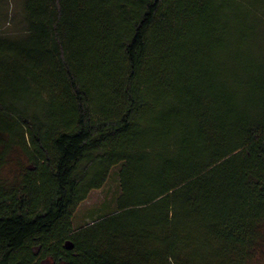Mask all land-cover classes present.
<instances>
[{
  "label": "trees",
  "instance_id": "16d2710c",
  "mask_svg": "<svg viewBox=\"0 0 264 264\" xmlns=\"http://www.w3.org/2000/svg\"><path fill=\"white\" fill-rule=\"evenodd\" d=\"M214 1L247 10L241 34L201 38ZM263 42L264 0H0V264H250ZM120 163L116 209L74 228Z\"/></svg>",
  "mask_w": 264,
  "mask_h": 264
},
{
  "label": "rangeland",
  "instance_id": "374dc122",
  "mask_svg": "<svg viewBox=\"0 0 264 264\" xmlns=\"http://www.w3.org/2000/svg\"><path fill=\"white\" fill-rule=\"evenodd\" d=\"M214 4V6L212 5V10L209 11L211 13L212 22L208 25L212 27L211 30H208L209 26L206 24V20L207 18L210 19V16L207 14V12L205 14H202L203 22L200 26L201 38L204 39L203 37H206L208 35H213L214 37L216 36L217 38H219L225 35V33H229L232 36L233 34H241L239 30L243 28V26L246 24L245 22H247V17H245L247 14V10L243 9L240 6H235L232 4L220 6L217 5L215 1ZM244 19H246V21ZM8 27L10 31L14 30L13 23H11ZM20 27L21 26H17V28ZM227 29L228 32H225ZM233 30L234 32L232 34ZM263 44L259 43V46L263 47ZM214 50L219 51V48L216 46V49ZM10 93L17 94L20 99L22 97L20 90H15V88L9 89L8 94L10 95ZM6 104L9 105V103ZM35 106L37 105H33L31 103L27 108L31 107V109H35ZM65 110V106H63L62 104H58L56 107V114L59 116L62 114L68 115ZM37 112L38 116H44L41 108L38 109ZM6 114H0V129L7 128L5 131H9L10 120H8L9 116ZM0 136H3V134L0 133ZM25 161L26 155L24 152H22V149L19 146H13L7 153L5 162L1 167V179L4 181V183L11 184L12 182H14V180L20 173L21 167L23 163H25ZM120 168L121 163L112 167L104 184L99 188L92 189L88 193L87 197L79 203L73 215L74 228H79L84 225L90 224L97 217L112 212L116 209L117 198L121 194V183L119 178ZM258 228L260 232L257 236L258 241L256 243V248L254 249L255 256L253 257V259H251L250 264H264V223H261Z\"/></svg>",
  "mask_w": 264,
  "mask_h": 264
}]
</instances>
